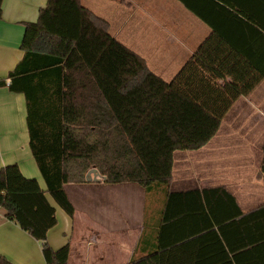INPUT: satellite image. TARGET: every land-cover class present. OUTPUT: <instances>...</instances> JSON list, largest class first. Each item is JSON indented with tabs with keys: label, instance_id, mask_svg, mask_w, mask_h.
Masks as SVG:
<instances>
[{
	"label": "trees",
	"instance_id": "1",
	"mask_svg": "<svg viewBox=\"0 0 264 264\" xmlns=\"http://www.w3.org/2000/svg\"><path fill=\"white\" fill-rule=\"evenodd\" d=\"M222 1L240 9L237 1ZM243 1L264 7V0ZM21 50L23 58L0 80V88L8 86L26 98L29 145L47 191L36 179L26 178L17 164L7 165L0 169V208L41 243L46 264H68L71 252L69 244L58 250L49 244L48 233L58 222L47 194L74 218L65 185L91 182L87 177L93 169L107 184L136 183L147 193L166 191L156 248L128 264H176L184 244L179 246L178 239L164 243V236L191 215L192 205L207 219L200 232L215 236L223 252L264 250V232L258 230L264 225V206L245 214L223 186L170 191L175 152L205 147L233 102L264 79V62L252 59V49L250 56L240 49L226 59L201 49L167 82L81 0H48L38 21L26 24ZM228 60L235 61L231 70ZM244 64L256 75L246 78ZM227 76L233 83L221 85ZM258 177L264 182V160ZM245 228L255 235L233 244L232 233L242 238ZM0 264L13 263L0 254Z\"/></svg>",
	"mask_w": 264,
	"mask_h": 264
},
{
	"label": "crops",
	"instance_id": "2",
	"mask_svg": "<svg viewBox=\"0 0 264 264\" xmlns=\"http://www.w3.org/2000/svg\"><path fill=\"white\" fill-rule=\"evenodd\" d=\"M231 1H237L240 9L222 0H81L83 6L109 23L114 37L144 58L150 70L167 82L173 81L201 49L225 59L240 49L250 56L252 49V59L263 64L264 7L249 1ZM47 2L3 0L0 80L7 78L23 58L21 44L26 24L38 21ZM234 63L228 60L226 67L231 70ZM243 67L246 78L256 75L245 64ZM220 83L231 84L233 78L227 76ZM27 115L25 96L12 93L8 86L1 87L0 169L17 164L26 178L36 179L47 191L30 149ZM263 149L261 79L248 95L233 102L219 132L205 147L175 152L170 191L223 186L243 213H252L264 206V182L258 177ZM65 192L75 207V217L67 215L47 194L58 222L49 231L48 241L54 250L70 245L68 264H128L156 248L166 204L163 189L147 193L136 183L107 184L102 180L67 184ZM182 210L178 208V215L184 214ZM191 210L190 216L182 217L164 236V243L178 239L179 246L184 244L176 254V264H264V250L223 252L215 236L200 232L207 219L200 215L198 206L192 205ZM258 230L264 232V225ZM253 231L245 228L242 238L232 233L233 244H242L246 237L255 235ZM0 254L13 264H46L41 243L8 220L3 208Z\"/></svg>",
	"mask_w": 264,
	"mask_h": 264
},
{
	"label": "water",
	"instance_id": "3",
	"mask_svg": "<svg viewBox=\"0 0 264 264\" xmlns=\"http://www.w3.org/2000/svg\"><path fill=\"white\" fill-rule=\"evenodd\" d=\"M88 180L89 181H101V180H105V178H103V177H101L100 175H99V173L97 172V170L96 169H93V170H91L89 173H88Z\"/></svg>",
	"mask_w": 264,
	"mask_h": 264
},
{
	"label": "built area",
	"instance_id": "4",
	"mask_svg": "<svg viewBox=\"0 0 264 264\" xmlns=\"http://www.w3.org/2000/svg\"><path fill=\"white\" fill-rule=\"evenodd\" d=\"M8 84H10V81H8ZM102 181V180H101Z\"/></svg>",
	"mask_w": 264,
	"mask_h": 264
},
{
	"label": "rangeland",
	"instance_id": "5",
	"mask_svg": "<svg viewBox=\"0 0 264 264\" xmlns=\"http://www.w3.org/2000/svg\"><path fill=\"white\" fill-rule=\"evenodd\" d=\"M171 36H172V34H171ZM171 36H170V37H171Z\"/></svg>",
	"mask_w": 264,
	"mask_h": 264
}]
</instances>
